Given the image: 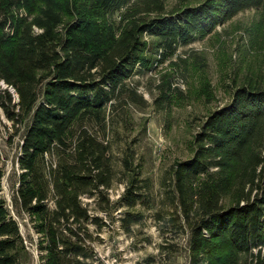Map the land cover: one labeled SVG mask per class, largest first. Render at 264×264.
Returning a JSON list of instances; mask_svg holds the SVG:
<instances>
[{
    "label": "trees",
    "instance_id": "16d2710c",
    "mask_svg": "<svg viewBox=\"0 0 264 264\" xmlns=\"http://www.w3.org/2000/svg\"><path fill=\"white\" fill-rule=\"evenodd\" d=\"M182 1L0 0V106L24 127L13 203L39 234L38 264H102L89 227L99 218L82 196L109 204L115 165L128 176L121 200L139 201L130 150L116 162L110 139L119 116L127 123L129 106L143 102L134 75L241 11L264 10V0ZM194 144L171 173L193 263L264 264V86L233 85ZM4 176L0 165V264H29L1 197ZM132 215L123 220L138 222Z\"/></svg>",
    "mask_w": 264,
    "mask_h": 264
},
{
    "label": "rangeland",
    "instance_id": "374dc122",
    "mask_svg": "<svg viewBox=\"0 0 264 264\" xmlns=\"http://www.w3.org/2000/svg\"><path fill=\"white\" fill-rule=\"evenodd\" d=\"M182 3L167 0V8ZM177 54L144 75H134L132 85L138 81L143 102L129 106L127 123L124 115L119 116L117 131L110 136L116 162L130 150L139 201L129 207L121 200L128 176L119 165L109 204L105 198L98 204L82 196L99 218L89 227L102 264H194L189 229L175 209L172 169L193 157L196 134L212 112L230 104L233 85L251 80L264 86V10L241 11L213 33L181 46ZM23 130L0 106V165L5 172L1 197L20 224L31 254L29 264H38L39 234L30 217L18 213L13 203ZM126 212L133 213L130 220L139 221H124Z\"/></svg>",
    "mask_w": 264,
    "mask_h": 264
}]
</instances>
